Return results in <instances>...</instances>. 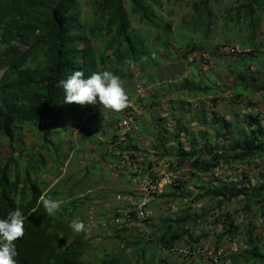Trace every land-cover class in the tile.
Returning <instances> with one entry per match:
<instances>
[{"label": "trees", "instance_id": "16d2710c", "mask_svg": "<svg viewBox=\"0 0 264 264\" xmlns=\"http://www.w3.org/2000/svg\"><path fill=\"white\" fill-rule=\"evenodd\" d=\"M81 2H85V11ZM182 3L183 0H0V140L11 148V155L0 162V218L17 208L25 217L24 236L14 242L16 264H127L130 258L114 251L107 256L96 255L95 260L83 259L93 239L103 236L121 244V252L129 248L134 261L143 262V253L150 246V258L142 264H155L157 260L168 264L166 258L152 256L151 248L176 254L184 261L201 256L210 264H264V177L253 184L244 171L234 176H214L221 168L236 170L252 166L257 159L264 160V110L259 108V104L264 108V39L259 38L264 0H229L218 15L212 0H192L189 20L182 18L177 27L186 32L188 41L184 43L174 38L183 35L171 33V24L155 11ZM133 17L142 25L140 28H133ZM217 19L221 21L217 26L221 40L214 43L210 54L216 58L235 57L233 65H226L233 78L230 86L221 78L216 80L210 70L204 72L193 64L209 52L207 45L213 42ZM232 37L237 40L232 41ZM171 38L182 48L178 53L184 61H191L187 62L190 73L186 77L149 74L158 59L177 56L168 48ZM149 44L157 47L151 49ZM236 44L239 49L233 47ZM133 67L144 75L141 83L146 86L141 87L151 83L158 87L152 86L143 97L131 92L128 107L119 113L110 110L109 115L102 105H91L95 118L88 129L90 136L85 139L93 144L92 152L100 153L98 158L116 164L131 167L132 160L141 154L143 160L136 163L140 182L156 181L158 166L172 173L184 170L183 177H170L160 193L148 195L150 200L144 208L151 209V217H137L142 197L130 198L123 195L126 191H117V201L96 205L100 214L101 210L107 212V218L99 222L108 229L106 234L100 229L90 231L95 227H89L88 220H95L89 219L88 208L79 216L88 224V231L75 233L70 220L80 211L82 206L78 204L84 203V182L100 166L96 160L66 175L65 183L74 178L68 200L55 217L47 215L41 199L43 190L65 163L62 139H57L76 124V112L89 106L65 103L58 82L77 70L85 78L93 72L109 70L122 81L130 76ZM162 100L167 101L164 115H151L145 120V110L152 113L154 107L162 106ZM189 100L195 101V108ZM134 108L142 111L140 121L136 125L128 123L129 131L121 136L119 124L129 117L136 118ZM24 132L31 135L32 146L21 144ZM99 134L104 135L103 140L97 137ZM142 137L149 141L145 149L138 140ZM78 142L83 145L87 141ZM158 162L163 164L157 166ZM40 173L46 176L42 178ZM186 178L197 180L189 188ZM62 181L59 179L45 193L46 198L60 199L58 187ZM76 191L78 196L74 195ZM155 197H159L160 204L183 206L164 216L153 209ZM232 201L241 202V208L228 211ZM199 203L208 206L193 211L191 206ZM257 217L262 221L260 227L255 224ZM206 224L217 230L212 234L209 255L204 243L209 235ZM132 225L142 226L143 231H139L147 233L144 240L137 235L132 242L120 237ZM238 235L242 238L240 250L229 247L223 256V242L232 243Z\"/></svg>", "mask_w": 264, "mask_h": 264}, {"label": "rangeland", "instance_id": "374dc122", "mask_svg": "<svg viewBox=\"0 0 264 264\" xmlns=\"http://www.w3.org/2000/svg\"><path fill=\"white\" fill-rule=\"evenodd\" d=\"M191 2L192 0H183V3L179 6L178 5L176 6L168 5V6H165L163 8L164 10H161V11H158L159 9L157 8L155 9L157 14L162 17L164 22H169L171 24V33L179 32L183 35L179 39H177L174 36V38L178 42L182 41L184 43L185 41H188V37L184 36V33L186 32H184V30H181V32L178 31L177 27L178 25H180L182 18H184V21L189 20V17L191 15V11L189 10V4ZM228 4H229V0H217V1L212 0V5L215 9V14L217 15L222 10H224V8ZM81 8L83 11L86 10L85 2H81ZM127 8L129 7L127 6ZM83 17L85 16L83 15L81 17L82 21L84 20ZM131 21H132V26L135 29L140 28L142 26V25L137 24L135 17H133ZM261 24L262 25L259 30V33H260L259 38L262 40L264 39L263 38L264 37V18L262 19ZM220 25H221V21L220 19H217L214 25L215 28L213 29L214 34H215L213 42L212 43L208 42V45H207V47L209 48V52L207 54H203L202 57H198L197 59H195L196 60L195 62L193 61L192 62L195 66L201 67L202 71L204 72L210 70V74L214 78H216V80L221 78L224 80V82L228 84V86H230L233 83V78L232 76L228 75L226 65H233L232 63H234L235 57L230 56V55H219V58H216L210 54L213 51L212 46H214V43H219L221 40V36L219 35L220 31L217 28V26H220ZM153 34H154V31H151V35ZM236 40H237V37H232V41H236ZM149 47L151 49H155L157 46L155 44H149ZM233 47H237L239 49L238 44L234 45ZM168 48L170 51L175 52V53H178L179 49H182L180 48V46L178 47V43L174 42L173 38H171V43L169 44ZM187 62H191V61L187 59ZM187 62L184 61V59L178 53L177 56L175 57L168 56V58L163 61L158 59L157 66L148 70V73L151 74L155 72L154 74L156 75L159 74L160 76H162L164 73H168L169 75H171V77H181V76L186 77L190 73V64ZM1 74L2 73L0 72V75ZM142 76L144 75L137 73L136 69L133 67L130 69V76H128V78H125V80H122V84L126 90L128 98L131 92H135V97H138V96L143 97L144 95H146L147 91L153 88L152 86L158 87L157 83H151L147 87H141V85L146 86L143 82L141 83ZM172 96L173 95L171 94V97ZM166 100L160 101L159 106L160 105L162 106H160V108L154 107L152 110V113H149L147 110H145L146 111L145 120H147L148 117L151 115L158 114L160 116H163L164 115L163 111H165V109L167 108ZM189 101L191 102V107L195 108V101L194 100H189ZM259 108L262 111L264 110L262 104H259ZM105 110H107L106 112L109 115H111L110 110L106 108ZM94 112L95 111L91 107V105L87 106L86 108L84 107L78 110L76 112V115H77L76 124H73V127L69 126L66 132H63V133L61 132L62 136H59L57 140H60V138L62 139L61 140V151L65 155V161H64L65 163L63 164L62 168H59L60 170H57L58 176L56 178H53L50 184L47 187H45V189L43 190V195L41 199L43 197L46 198V194L48 193V191H50V189L55 185V183L58 182L59 179H63V181L59 184L58 189L61 191L59 200H61L62 203L63 202L65 203L68 200L69 193H70L68 189L71 188L72 186L71 183L74 180V178H71L70 180L67 181V183H65V179H64L65 176L69 175V173L76 172L80 167L84 166L85 164L94 163V161L98 160L100 169L97 173L94 172L93 170L94 174L90 175V177H88L85 180L84 190L86 189L87 190L85 194H83L84 196L82 198L84 200V203L78 204V205H81L82 207L78 213L72 216L70 222H73L76 219L80 220L79 216L83 213L82 211L88 208L89 216H91V218L89 219L95 220L93 222L88 220L89 227H92L93 224L95 227L94 230H90V231H95L96 229H100L103 234H106V230L108 229H104V227L101 226L99 222H103V220L107 218V215H106L107 212L105 210H101V214H100L99 209L98 211L96 209V205L99 203L110 202L112 200L117 201L115 199V196L117 195L116 194L117 191L121 193L126 191V193L123 195H127L130 198L131 197L141 198L145 194L144 192H142L143 182H140V180L136 176L140 171L139 170L140 168L137 167L136 163L143 160V157L140 154L137 158H134V160H132L133 167L132 166L130 167L128 164H116V163H113L109 159L104 160L102 158H98L100 157V153L96 151L92 152L91 149L93 147V144L89 142V140L85 139V137L90 136V131L88 129L90 128V124L92 120L95 118ZM141 112H142L141 110L134 108L133 113L136 116V118L134 116L129 117L128 122L132 123L133 125H136L135 123L140 121L138 117L140 116ZM94 125H96V123ZM80 128H84V129L82 130ZM50 129L51 131L55 130L54 127ZM80 133H82L81 138H79ZM99 135L97 137H99L100 140H103L104 135H101V134ZM21 139H22L21 144L25 147H29L34 144V142L32 141L31 135L27 132L23 133V136ZM79 140H83V141L85 140L87 142L85 144L83 143L82 145L81 142H78ZM138 140L140 142V147L142 149H145L148 146L149 141L146 138L142 137ZM10 155H11L10 146L7 144L5 140H0V162H2L1 160H4L6 157ZM149 159L156 161V158H154L153 156H149ZM161 164H163V162H158L157 166ZM95 169H97V167ZM242 171H244L246 174H248L251 177V182L254 184L257 181H260L262 177H264V160L257 159L254 161L252 166L250 167L242 166L236 170L234 167H232L231 170H229L228 168H223V169L221 168L215 171L214 176L220 177L222 175H229L230 173L232 174V176H234L236 172H242ZM155 172H156V177H159L161 180H166V177H169V181H170V177L171 179L177 176L183 177L182 175L184 174V170L178 171L177 173H172L171 171L166 170L162 166H158V168L155 169ZM39 176L43 178L46 175L44 173H40ZM196 180L197 178H194V179L186 178L188 187L191 188V186L194 184V182H196ZM77 193L78 192L76 191L74 195L76 194L75 196H78ZM90 196H94V197L89 201L86 200L87 197H90ZM159 202H160L159 197H155V199L153 200V203H155L153 209L154 211H156V213L161 212L164 216H166V214L168 215L170 212L176 211L179 208V206H183L182 203L181 204L171 203L169 205H166V204H160ZM158 203L160 205L157 206ZM203 205H207V204L199 203L196 205H192L191 209L193 211L199 212L201 209V206ZM241 206H242L241 202L232 201L230 204L227 205V209L228 211L232 212L233 210H239ZM211 220L212 218L209 217L208 221H211ZM255 224L258 227H260V225L262 224L261 218L257 217L255 219ZM85 225L86 227H88V224H85ZM134 228L135 230H133ZM139 230L143 231V228L141 225L139 226L132 225L129 231L121 233L120 237L128 238L129 241L132 242V237L137 235L139 236L140 239L144 240L147 233L140 232ZM205 230L208 231L209 233L208 237H206V240L204 242V243H207L206 253L207 255H209L208 252H211L210 246H212L211 245L212 239H213L212 234L217 230L216 229L214 230V228L210 224H206ZM139 232L140 234H138ZM103 237H100L99 239L95 238L93 239L91 244H89L88 249L85 251L83 255V259L85 261L95 260L96 255H100V256L110 255L112 254V251L116 252L117 254L123 253V255L130 258V259L126 258L127 264H142L144 261H147L150 258L149 256L150 246H148V249H146L143 253V258H144L143 262L134 261L133 258H131V250L129 248L121 252V249H122L121 244L108 240L107 238H105L107 236H103ZM240 245H242V238L240 235L236 236L232 243L228 242V240H225L222 244L223 251H225V255L223 256H226L228 254L227 250L229 249V247L232 248L233 246H236L239 251ZM151 251H152V256L154 257L156 256V258H159V257L166 258L168 264H176L178 262L181 263V261L184 262V263L182 262V264H210L208 261L203 259L201 256H195L190 259L187 258L184 261L182 258H178L176 254L167 253L165 251H161L160 249L156 250V249L151 248ZM155 264H159L158 260Z\"/></svg>", "mask_w": 264, "mask_h": 264}, {"label": "clouds", "instance_id": "9594fccd", "mask_svg": "<svg viewBox=\"0 0 264 264\" xmlns=\"http://www.w3.org/2000/svg\"><path fill=\"white\" fill-rule=\"evenodd\" d=\"M63 89L65 103L102 105L114 113L128 107L129 99L121 78L112 71L93 72L85 78L82 71H74L66 79L58 82ZM43 207L49 217H55L61 208L59 199L42 198ZM25 217L19 208L10 211L6 218H0V264H16L15 241L24 236ZM75 233L87 232L85 223L79 219L70 224Z\"/></svg>", "mask_w": 264, "mask_h": 264}, {"label": "built area", "instance_id": "2783aa9c", "mask_svg": "<svg viewBox=\"0 0 264 264\" xmlns=\"http://www.w3.org/2000/svg\"><path fill=\"white\" fill-rule=\"evenodd\" d=\"M128 120L123 121L119 124V134L121 136L124 135V133H127L130 129V125L128 124ZM169 182L168 177H166V180H161L160 178L156 179L154 182L150 181H144L142 184V189L145 194L142 196L141 199L138 200L139 202V210L137 213L138 219H146L152 216L151 209L144 208L147 202H149L150 197L148 195L150 194H158L162 191V187ZM215 261V260H213Z\"/></svg>", "mask_w": 264, "mask_h": 264}]
</instances>
